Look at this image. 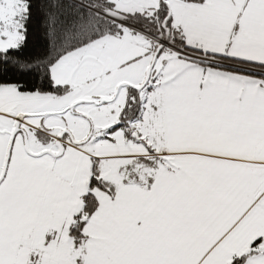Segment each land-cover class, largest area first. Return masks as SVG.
<instances>
[{
  "label": "snow or ice",
  "instance_id": "6c2138e0",
  "mask_svg": "<svg viewBox=\"0 0 264 264\" xmlns=\"http://www.w3.org/2000/svg\"><path fill=\"white\" fill-rule=\"evenodd\" d=\"M0 264H264V0H0Z\"/></svg>",
  "mask_w": 264,
  "mask_h": 264
}]
</instances>
